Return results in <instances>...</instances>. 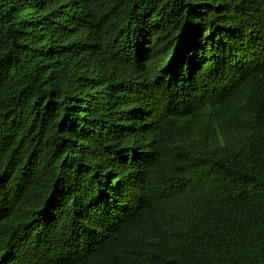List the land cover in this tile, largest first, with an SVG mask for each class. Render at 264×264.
I'll use <instances>...</instances> for the list:
<instances>
[{
    "label": "trees",
    "instance_id": "16d2710c",
    "mask_svg": "<svg viewBox=\"0 0 264 264\" xmlns=\"http://www.w3.org/2000/svg\"><path fill=\"white\" fill-rule=\"evenodd\" d=\"M0 264H264V0H0Z\"/></svg>",
    "mask_w": 264,
    "mask_h": 264
}]
</instances>
